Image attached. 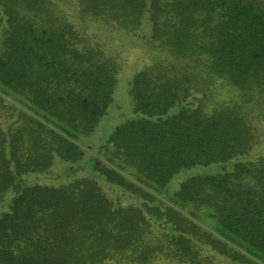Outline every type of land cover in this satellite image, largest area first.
<instances>
[{
  "label": "trees",
  "instance_id": "trees-1",
  "mask_svg": "<svg viewBox=\"0 0 264 264\" xmlns=\"http://www.w3.org/2000/svg\"><path fill=\"white\" fill-rule=\"evenodd\" d=\"M263 142L264 0H0V264H264Z\"/></svg>",
  "mask_w": 264,
  "mask_h": 264
},
{
  "label": "rangeland",
  "instance_id": "rangeland-1",
  "mask_svg": "<svg viewBox=\"0 0 264 264\" xmlns=\"http://www.w3.org/2000/svg\"><path fill=\"white\" fill-rule=\"evenodd\" d=\"M135 43H140V42L136 41ZM145 52L146 53L141 52V49H138L136 56H133V54L130 55V58H132L131 59L132 60L131 64H129V65H128V63L125 64V66L127 67V70H126L127 73L131 72L133 67H135V66L137 67L141 61L146 60V57L148 56V50H146ZM127 73H124V75H126ZM119 93L121 94V88H120V92ZM115 100H116V97H115V92H114V100H113L112 104L108 107V113L105 114L101 118L100 122H101V124L103 126L100 129V135H98V138L94 137L91 141H88L87 137L79 138L78 139L79 145H81L82 147H87L88 144H92V145H94L92 147L93 150L95 148H98V146L107 138V136L112 131L114 126H116L117 124L121 123L122 121H124L125 119H127L131 115V106H129V104L127 106V104L125 103V100L120 98V101H122V102L120 103V101H118L119 102L118 106H122L121 109H122L123 112H120L122 115L121 116H117V115L116 116H112L110 110L113 109ZM118 115H120V114H118ZM91 135H93V134H91ZM261 144H262V146L264 148V142L260 143L259 145H261ZM220 165L221 164H216V165L213 164V165H208V166H193V167H190V168H186V169L178 172L177 174H175L172 177V179L170 181V186H171V188L177 187L179 182L181 181L179 179V177L182 176L184 173H191V174H195L196 173L197 174V173L209 172V171H212L214 168H217V167L220 168ZM49 180L50 181H55L51 177L49 178ZM158 264H169V263H158ZM222 264H225V262L222 263Z\"/></svg>",
  "mask_w": 264,
  "mask_h": 264
}]
</instances>
